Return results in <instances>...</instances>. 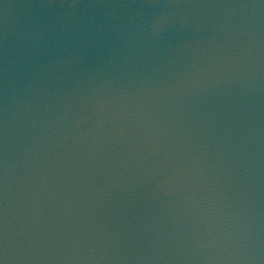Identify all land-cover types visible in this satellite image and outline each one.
<instances>
[{
  "label": "water",
  "instance_id": "obj_1",
  "mask_svg": "<svg viewBox=\"0 0 264 264\" xmlns=\"http://www.w3.org/2000/svg\"><path fill=\"white\" fill-rule=\"evenodd\" d=\"M0 264H264V0H0Z\"/></svg>",
  "mask_w": 264,
  "mask_h": 264
}]
</instances>
